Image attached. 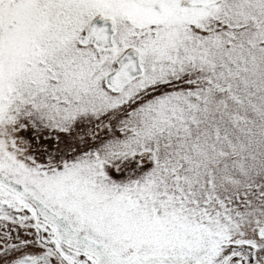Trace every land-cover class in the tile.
<instances>
[{
	"label": "snow or ice",
	"instance_id": "6c2138e0",
	"mask_svg": "<svg viewBox=\"0 0 264 264\" xmlns=\"http://www.w3.org/2000/svg\"><path fill=\"white\" fill-rule=\"evenodd\" d=\"M0 264H264V0H0Z\"/></svg>",
	"mask_w": 264,
	"mask_h": 264
}]
</instances>
